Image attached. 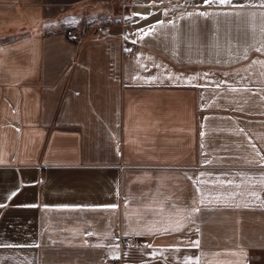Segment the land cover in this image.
Masks as SVG:
<instances>
[{"label": "crops", "instance_id": "obj_1", "mask_svg": "<svg viewBox=\"0 0 264 264\" xmlns=\"http://www.w3.org/2000/svg\"><path fill=\"white\" fill-rule=\"evenodd\" d=\"M262 3L0 0V264H264Z\"/></svg>", "mask_w": 264, "mask_h": 264}, {"label": "snow or ice", "instance_id": "obj_2", "mask_svg": "<svg viewBox=\"0 0 264 264\" xmlns=\"http://www.w3.org/2000/svg\"><path fill=\"white\" fill-rule=\"evenodd\" d=\"M204 5H213V4H217V5H229L234 9H244L245 7H247V5L244 4H233V0H203ZM260 7H264V3H262L260 5ZM165 15H167V11H165L164 13ZM198 15L200 17H204V18H208L209 16L212 15H216V16H241V15H245V13H242L241 11H235V12H216V13H211V12H196V13H188V16L191 17L192 15ZM246 15H251L252 17H256L257 13L252 12L250 14H246ZM261 19H264V12L259 13ZM132 16H139L140 20H146L148 17L146 15L140 14V13H133ZM125 20L127 21H131L132 17L131 16H126L124 17ZM73 23H76L75 19H72ZM169 23H172V21H169ZM159 24L161 26H163L164 21H157L156 24L150 25L149 26V31L145 32V30L143 28L138 29L139 32L143 33V35L140 37V39H143L145 36H149L152 35L156 25ZM125 39H127V37H125ZM132 43H136V41H132ZM126 51H131V49H125ZM257 51H260V49H257ZM242 131V130H241ZM203 135V133H201ZM207 163H211V161H207ZM249 164H253V163H257L256 161H248ZM260 167L264 168V162H260ZM229 183H231V181H229ZM259 183L261 185H264V174H262L261 179L259 181ZM17 195L16 191H12L11 196H15ZM248 195H250L252 198H254L257 201H260L262 204H264V201H261L260 195L259 193H257L256 191H252L250 193H248ZM10 198V197H9ZM195 203V201L193 202ZM200 204H204V200L201 199L200 200ZM3 204H0V207H3ZM26 207H37V205H25ZM125 206H127V202H125ZM46 209L48 208L47 205L44 206ZM60 208H64V209H68V208H77L79 206H72V205H60L58 206ZM99 207H104V208H111V209H116L118 207L117 204H111V205H103V206H99ZM186 219L188 218H193L195 217L197 214H199L201 212V208L200 207H191L190 209H186ZM179 227V226H178ZM199 230V229H197ZM89 235H92L91 233H89ZM195 247H199V241H195L193 242ZM16 245H12V244H0V247H14ZM30 246H34V247H38V245H30ZM97 247H102L101 245H97ZM150 247V245L148 246ZM233 255H242V253H233ZM118 258V257H116ZM189 261H191L192 258H188ZM196 264H199V258H196Z\"/></svg>", "mask_w": 264, "mask_h": 264}, {"label": "built area", "instance_id": "obj_3", "mask_svg": "<svg viewBox=\"0 0 264 264\" xmlns=\"http://www.w3.org/2000/svg\"><path fill=\"white\" fill-rule=\"evenodd\" d=\"M107 29H109V25L108 24H106V23L100 24V25H97L94 28V33L98 34L99 32H101L103 30H107ZM64 35H65V38L68 39V40H74L75 38L78 37L74 28H65ZM121 239H122L123 243L130 242V238L123 237Z\"/></svg>", "mask_w": 264, "mask_h": 264}]
</instances>
